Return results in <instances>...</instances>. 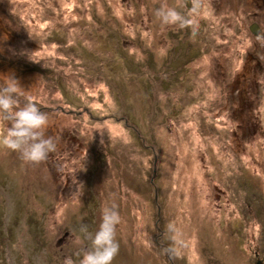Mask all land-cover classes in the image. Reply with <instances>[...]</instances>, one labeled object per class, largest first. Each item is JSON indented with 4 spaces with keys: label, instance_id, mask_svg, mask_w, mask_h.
<instances>
[{
    "label": "rangeland",
    "instance_id": "rangeland-1",
    "mask_svg": "<svg viewBox=\"0 0 264 264\" xmlns=\"http://www.w3.org/2000/svg\"><path fill=\"white\" fill-rule=\"evenodd\" d=\"M261 3L0 0V89L57 141L39 163L0 149V264H79L112 203V264H264ZM193 4L195 35L156 14Z\"/></svg>",
    "mask_w": 264,
    "mask_h": 264
},
{
    "label": "clouds",
    "instance_id": "clouds-1",
    "mask_svg": "<svg viewBox=\"0 0 264 264\" xmlns=\"http://www.w3.org/2000/svg\"><path fill=\"white\" fill-rule=\"evenodd\" d=\"M156 14L163 25H175L179 28L191 27L195 35L199 29V17L204 13L197 4H193L188 16L182 15L174 7H161ZM163 54V53H161ZM31 60L32 54L29 56ZM35 61V60H34ZM13 81H16L12 78ZM17 87L15 83L0 89V120L7 123L0 126V149H8L17 153L26 162L39 163L49 158L50 153H55L56 139L45 135L47 117L40 107L28 100L23 106H18ZM121 222L117 205L112 203L102 208L101 220L98 229L89 236L86 226L80 231L90 240L88 248L84 251L79 264H112L119 252V242L116 240V227ZM170 230L175 231L170 225ZM79 237L75 240L79 242ZM173 240L180 244L181 241ZM172 254L179 255V249H169ZM63 264H74L73 259L67 256Z\"/></svg>",
    "mask_w": 264,
    "mask_h": 264
},
{
    "label": "trees",
    "instance_id": "trees-1",
    "mask_svg": "<svg viewBox=\"0 0 264 264\" xmlns=\"http://www.w3.org/2000/svg\"><path fill=\"white\" fill-rule=\"evenodd\" d=\"M261 2H262L261 3V8L264 10V0H261ZM249 126H251V125H249ZM241 127L244 128V123H241ZM245 127L247 128V125ZM257 128H258V130H261V125L258 124V127ZM252 133L254 134V133H256V131H252Z\"/></svg>",
    "mask_w": 264,
    "mask_h": 264
},
{
    "label": "water",
    "instance_id": "water-1",
    "mask_svg": "<svg viewBox=\"0 0 264 264\" xmlns=\"http://www.w3.org/2000/svg\"><path fill=\"white\" fill-rule=\"evenodd\" d=\"M251 31L254 33V34H258V32H259V27H258V25H257V23H253L252 25H251Z\"/></svg>",
    "mask_w": 264,
    "mask_h": 264
}]
</instances>
